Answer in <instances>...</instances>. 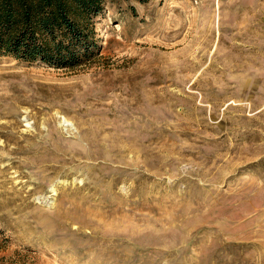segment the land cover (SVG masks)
Wrapping results in <instances>:
<instances>
[{
	"label": "rangeland",
	"instance_id": "obj_1",
	"mask_svg": "<svg viewBox=\"0 0 264 264\" xmlns=\"http://www.w3.org/2000/svg\"><path fill=\"white\" fill-rule=\"evenodd\" d=\"M102 58L0 55V264H264V0H113Z\"/></svg>",
	"mask_w": 264,
	"mask_h": 264
},
{
	"label": "trees",
	"instance_id": "obj_2",
	"mask_svg": "<svg viewBox=\"0 0 264 264\" xmlns=\"http://www.w3.org/2000/svg\"><path fill=\"white\" fill-rule=\"evenodd\" d=\"M111 1L0 0V55L62 70L91 65L102 58L96 24Z\"/></svg>",
	"mask_w": 264,
	"mask_h": 264
}]
</instances>
